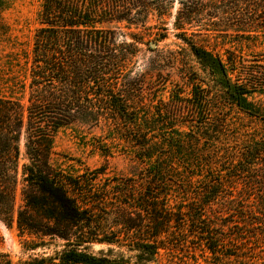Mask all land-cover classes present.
<instances>
[{
    "label": "trees",
    "instance_id": "16d2710c",
    "mask_svg": "<svg viewBox=\"0 0 264 264\" xmlns=\"http://www.w3.org/2000/svg\"><path fill=\"white\" fill-rule=\"evenodd\" d=\"M220 1L217 15L229 14L237 37L264 33V0ZM5 2L0 0V14ZM168 5L169 0H42L33 48L20 56L23 62L11 55L12 75L0 90V223L28 235V251L65 243L52 256L18 264H150L162 250L194 243L218 257L264 244V139L219 151L225 125L198 91L181 107L188 113L168 118L144 94L145 84L157 86L153 70L162 79L163 64L146 66L141 74L133 65L140 45L155 51L152 42L138 33L128 43L116 30L97 26L126 21L145 29L151 16L163 20ZM201 6L202 0H185L176 36L217 78L225 102L257 116L250 91L229 77L232 59L229 69L189 41L186 27ZM101 125L130 152L136 171L100 187L53 163V136L65 126ZM229 217L230 227L224 222ZM95 244L128 247L137 252L136 262L87 252ZM0 264L14 262L0 252Z\"/></svg>",
    "mask_w": 264,
    "mask_h": 264
},
{
    "label": "rangeland",
    "instance_id": "374dc122",
    "mask_svg": "<svg viewBox=\"0 0 264 264\" xmlns=\"http://www.w3.org/2000/svg\"><path fill=\"white\" fill-rule=\"evenodd\" d=\"M5 1L6 7L0 14V90L12 75L7 64L11 55L14 58L15 55L25 56L33 48L36 29L40 27L39 12L42 5V0ZM220 2L202 0L195 22L186 27L188 39L220 57L229 69L234 65L235 70L231 71L229 77L233 82L238 80L250 91L247 98L258 112L257 116H251L225 102V97L221 96L223 88L217 78L201 65L191 54L187 44L176 36L180 31L175 28V24L179 12L185 10V0H169L167 15L163 20L151 16L145 29L141 25L136 28L126 21H108L97 26L116 30L119 40L128 43H133L138 33L143 34L148 43L157 42L154 52L149 51L148 45H140L141 51L134 58L135 73L139 74L145 72L146 66L157 69L158 63L163 64L160 68L162 79H158L157 70L152 71L154 79L158 80L157 86L150 89L148 84L144 85L146 103L152 101L171 118L175 113H188L187 109L181 107L187 105V100L193 98L198 91L211 102L214 114L225 125V136L219 138L221 143L216 144L217 149L221 151V148H225L230 152L237 144L264 139V33L257 36L253 33L249 39L245 38L248 36L237 37L235 32L230 31L229 14L217 15L216 7ZM161 35L167 36L157 41ZM20 58L23 62V58ZM230 59L233 61L231 65ZM119 143L111 139L109 129L104 125L93 130L65 126L53 136V163L74 177L85 175L92 178V182L101 187L115 178L131 176L136 171L129 156L130 152ZM18 201L20 203L19 199ZM224 222L230 227V217ZM218 231L230 235L228 228ZM0 233L3 237L0 252L8 254L14 264L33 256H52L56 251L64 249L65 242L55 240L47 243L45 247L28 251L24 245L30 238L21 234L16 225L8 228L0 223ZM86 248L87 252L95 255L105 254L114 258L124 256L136 262L137 252L128 247L95 244ZM243 251L246 252V249ZM239 255L213 256L204 247L194 243L189 244V247L162 250L161 255L150 264H264V244L259 243L253 252Z\"/></svg>",
    "mask_w": 264,
    "mask_h": 264
},
{
    "label": "water",
    "instance_id": "95a60500",
    "mask_svg": "<svg viewBox=\"0 0 264 264\" xmlns=\"http://www.w3.org/2000/svg\"><path fill=\"white\" fill-rule=\"evenodd\" d=\"M156 47V44L155 43H151V48H155Z\"/></svg>",
    "mask_w": 264,
    "mask_h": 264
}]
</instances>
